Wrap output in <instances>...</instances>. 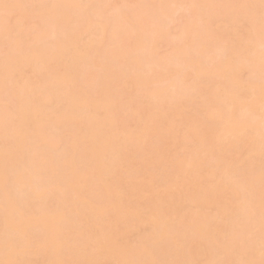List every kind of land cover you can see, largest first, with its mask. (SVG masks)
I'll use <instances>...</instances> for the list:
<instances>
[{
  "label": "bare ground",
  "instance_id": "obj_1",
  "mask_svg": "<svg viewBox=\"0 0 264 264\" xmlns=\"http://www.w3.org/2000/svg\"><path fill=\"white\" fill-rule=\"evenodd\" d=\"M232 2L0 0V261L260 264L264 4Z\"/></svg>",
  "mask_w": 264,
  "mask_h": 264
},
{
  "label": "rangeland",
  "instance_id": "obj_2",
  "mask_svg": "<svg viewBox=\"0 0 264 264\" xmlns=\"http://www.w3.org/2000/svg\"><path fill=\"white\" fill-rule=\"evenodd\" d=\"M147 1V0H146ZM238 0H233V2L231 3V6L227 9V13L232 17V18H230L231 20L233 19V14L235 13V12H238V2H237ZM252 5H254L253 3H252ZM72 8L73 7H71V9L70 10H72ZM73 9H76V8H73ZM153 7H150V9L148 10V13H149V16L151 17L152 15H153ZM69 10V11H70ZM77 10V9H76ZM73 11V10H72ZM78 12V11H77ZM77 12H75L74 13V11L72 12L73 14L72 15H74V14H76ZM80 12V11H79ZM79 12H78V14H79ZM70 13H71V11H70ZM199 13V12H198ZM78 14H76V15H78ZM79 16V15H78ZM146 16H148L147 14H146ZM74 17H76L75 15H74ZM229 19V20H230ZM28 20H32V19H28ZM234 20V19H233ZM227 35L229 36V32L227 33ZM103 45H104V43H103ZM160 49H162V50H164L167 46H166V44H165V42L163 41V43H161L160 45ZM105 47V46H104ZM104 47H101V48H99L98 50H100V49H102L104 52L105 51H107V50H105V49H103ZM97 51V50H96ZM9 52H12V50L10 49L9 50ZM98 52V51H97ZM100 53L102 54V51H100ZM123 53V54H122ZM99 54V53H98ZM101 54L99 55L100 57H104L103 56V54H102V56H101ZM105 54L107 55L108 54V52H105ZM123 55H124V52L123 51H121V56H120V63L121 64H123V66L122 67H124V64H125V59L123 58ZM97 57H99L98 55H96ZM95 56V57H96ZM96 57V58H97ZM99 57V58H100ZM98 58V59H99ZM97 59V60H98ZM106 59V58H105ZM105 59H104V61H105ZM99 61H100V59H99ZM100 62H102V60L100 61ZM103 63V62H102ZM106 63V62H105ZM128 63V62H127ZM84 64H85V62H84ZM119 66V65H118ZM121 66H119V67H121ZM88 69V68H87ZM86 69V71H88ZM91 72L93 73L94 71H92L91 70ZM89 73H90V70H89ZM28 75H31L30 74V72H28ZM107 77V76H106ZM105 78V77H104ZM103 78V79H104ZM109 78V77H108ZM108 78H105L104 80H103V82H102V86L101 87H106V86H108V85H110L111 83H112V81H111V78L110 79H108ZM106 79H108V81H106ZM101 83V82H100ZM99 84V83H98ZM81 85H83V84H81ZM90 85V84H89ZM89 85H88V87H89ZM85 87V86H84ZM95 88V84H93V86H91V89L92 88ZM99 87V86H98ZM97 87V88H98ZM78 88V87H77ZM87 88V87H86ZM93 88V89H94ZM73 89H74V87H73ZM79 89V88H78ZM83 89H85V88H83ZM82 89V90H83ZM92 89V90H93ZM208 89H210V88H208ZM86 90V89H85ZM95 90V89H94ZM98 90V89H97ZM99 90H100V88H99ZM79 91H81V90H78V92L77 93H79ZM73 92V91H72ZM74 92H75V90H74ZM106 101H108V100H106ZM109 102V101H108ZM0 104H1V102H0ZM55 121V120H54ZM54 121H53V118H50V122H48L47 121V123L45 124V126L43 127V129L45 130L46 129V131H47V133H50L49 132V129H51V125H52V122L54 123ZM57 122L58 121H56L54 124H56L57 125ZM53 124V125H54ZM61 125V124H60ZM60 125H57L56 127L57 128H60L61 126ZM60 126V127H59ZM52 128H54L53 126H52ZM51 131V130H50ZM53 132V131H52ZM61 132L59 131V133L58 132H56V128H55V131H54V134L52 133L51 135L53 136H55V135H57V134H60ZM64 135H62V136H59V138L60 137H62L63 139L64 138H66L67 140L65 141V142H67L68 141V137H70L69 139H70V141H68V142H70V145L67 143V145H69V146H71L72 148H70L69 146H66V144H63L64 142V140L61 138V146H63V148L66 146V147H68L69 149H66L67 151L69 150V153L68 154H74V155H72L71 157H70V159H69V164H68V166L70 167V168H72L73 166H77L78 168H80L81 167V170L82 171H85L86 169L87 170H89L90 168H88V167H86V166H84V163H85V161H84V159L83 158H81V154H79L78 155V152L79 151H81V149H80V144H78L79 146H75V145H77V143H75V140H76V138L75 137H71L70 135L68 136L67 134V136L65 135V133H63ZM75 139V140H74ZM63 140V141H62ZM40 144H42V143H40ZM63 144V145H62ZM60 146V145H59ZM58 148V147H57ZM59 149H61V147L59 148ZM59 149H53L52 148V150H54V153H53V151H51L52 152V155L53 156H55L54 158H53V163L55 164V165H58L59 167H62L60 164V162H63V161H61L60 159H61V157H63V156H60L62 153L61 152H63L62 150H60L59 151ZM182 151V150H181ZM71 152V153H70ZM79 153H81V152H79ZM179 153H180V151H179ZM80 156V157H79ZM85 158V157H84ZM63 160V159H62ZM79 163V164H78ZM78 164V165H77ZM85 165H87V163H85ZM91 171V170H90ZM58 172V171H57ZM91 174H93V176L91 175H89V178H88V184H87V186L88 187H90V188H92V187H94L93 185H91L94 181H95V179H96V174H94V172L93 171H91L90 172ZM89 173V174H90ZM43 175V174H42ZM41 175V176H42ZM94 175H95V178H94ZM43 177H46V175L44 174L41 178H43ZM44 179V178H43ZM87 180V179H86ZM53 182H54V185H55V187H56V189H57V194L60 196V198L62 199L63 198V200H64V197H65V195H61V193H63L61 190H62V188L63 187H65L66 185H67V182H68V180L67 179H63V178H59V174H54V178H53ZM25 190H26V186H24V187H21V189H20V193L21 192H23V194H24V192H25ZM22 193L20 194V197H21V195H23ZM25 194H26V192H25ZM24 197H25V195H23ZM22 196V197H23ZM102 196L103 197H107V195L104 193V194H102ZM22 197H21V199H22ZM66 197H67V195H66ZM96 196H94L93 198H95ZM66 199V198H65ZM64 203H62V204H60L61 205V208L64 210V209H66L65 207H64V205H63ZM263 206H264V204H263ZM68 214V216L70 215L69 214V212L67 213ZM66 214V215H67ZM67 216V217H68ZM66 217V218H67ZM70 218V219H69ZM68 218V221L69 220H71V219H73V216H71V217H69ZM62 220H65L64 218L62 219ZM169 230V229H168ZM160 231H162V233L163 234H165V235H163L161 238L163 239L162 240V243L160 244V247L162 248V249H164V248H166V246H168V244L169 245H171V232H173L172 230L171 231H167V230H164V229H161ZM173 235V234H172ZM172 246V245H171ZM169 248V247H168ZM41 250H43L42 252H40V255H42L44 258H46L47 257V247H42V248H40ZM44 250H45V252L46 253H44ZM177 251L180 253V252H184V250H180V249H177ZM88 252V251H87ZM90 252V251H89ZM216 252H217V254L216 255H218L219 253H218V250H216ZM155 253H159V252H155ZM171 255H173V254H171ZM171 255H168L167 256V259H170V256ZM217 257H219V255L217 256ZM221 257V256H220ZM37 260L39 261V259L37 258ZM141 263V262H140ZM110 264H114V262H111L110 261ZM143 264H149L148 263V259L147 258H144V260H143ZM163 264H167V261H164L163 262Z\"/></svg>",
  "mask_w": 264,
  "mask_h": 264
},
{
  "label": "snow or ice",
  "instance_id": "obj_3",
  "mask_svg": "<svg viewBox=\"0 0 264 264\" xmlns=\"http://www.w3.org/2000/svg\"><path fill=\"white\" fill-rule=\"evenodd\" d=\"M261 3L264 4V0H261ZM8 7V6H6ZM11 16L6 18V23L10 24L11 23ZM0 264H27V262H21V261H15V260H6V261H0ZM83 264H87V262H83ZM213 264H224V262H213ZM245 264H254V262L249 261L245 262ZM260 264H264V259L260 261Z\"/></svg>",
  "mask_w": 264,
  "mask_h": 264
}]
</instances>
